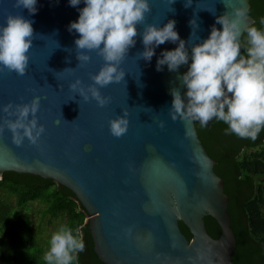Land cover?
I'll return each mask as SVG.
<instances>
[{
  "label": "water",
  "instance_id": "95a60500",
  "mask_svg": "<svg viewBox=\"0 0 264 264\" xmlns=\"http://www.w3.org/2000/svg\"><path fill=\"white\" fill-rule=\"evenodd\" d=\"M186 3L150 0L151 11L138 32L145 24L163 26L174 19L180 38L186 43L191 39L190 50L192 43L208 37L216 17L225 13L245 10L242 31L256 24L249 14L251 0H192L185 7ZM14 4L15 0H0V23L9 13L23 15L32 21L34 37L25 74L0 72V109L38 96L36 116L45 131L37 144L25 138L17 146L5 128L0 133V175H32L71 190L88 213L94 251L104 264H234L237 239L225 181L215 172L217 162L200 139L196 123L194 134L186 136V121L170 115V89L186 92L178 77L189 65L177 71H169L167 65L156 70L162 50L178 42L159 45L148 62L139 57L144 45L138 35L120 65L124 80L100 88L110 97L101 107L69 88L77 77L85 86L92 84L91 75L104 64L95 51L88 53V62L79 64L74 43L79 34L68 31L79 16L77 8L68 0H38V11L30 14ZM193 18L199 27L192 36ZM125 111L128 129L116 137L109 120ZM5 116L0 111V119ZM206 217L219 224V238L208 233ZM180 222L190 230L191 240Z\"/></svg>",
  "mask_w": 264,
  "mask_h": 264
},
{
  "label": "clouds",
  "instance_id": "9594fccd",
  "mask_svg": "<svg viewBox=\"0 0 264 264\" xmlns=\"http://www.w3.org/2000/svg\"><path fill=\"white\" fill-rule=\"evenodd\" d=\"M37 3L38 0H15L14 6L35 14ZM68 3L79 12L78 18L68 25L69 32L79 34L74 41L79 50L76 52L79 64L91 59L88 54L91 51L104 60L100 70L91 75L92 84L85 86L79 77L69 84V88L85 101L94 99L101 107L109 103L110 97L102 95L100 88L124 80L125 71L120 65L139 35L144 45L139 57L148 62L159 45L178 42L175 48L162 50L157 58V71H163L165 65L169 71L189 65L178 77L186 92L182 94L178 87L170 89L173 97L171 118L186 121V136L194 134V122L198 121L204 128L213 119L228 126L226 134L234 133L253 141L264 130V28L245 25L242 31L241 18L245 10L237 9L234 13L216 17L208 37L192 43L189 50L191 39L186 43L180 38L174 19H169L163 26L145 24L143 31L138 32V25L151 11L150 0H68ZM169 3L172 5L175 0H169ZM191 3L192 0H187L185 7ZM81 4L84 5L82 8L79 7ZM189 24L193 36L199 25L195 18ZM216 24L222 28H217ZM260 24L264 25V19ZM242 32L247 33L246 42L241 40ZM33 37L30 19L20 14L5 16L4 22L0 23V72L7 69L25 74ZM242 47L246 54H241ZM39 108L38 96L27 103L3 105L0 111L6 116L0 119V133L5 128L10 130L12 142L17 146H21L25 138L37 144L45 131L36 116ZM128 125L126 111L109 120L110 132L116 137L126 133ZM160 126L163 127V121ZM85 247L78 227L62 225L52 234L44 259L46 264H74Z\"/></svg>",
  "mask_w": 264,
  "mask_h": 264
},
{
  "label": "trees",
  "instance_id": "16d2710c",
  "mask_svg": "<svg viewBox=\"0 0 264 264\" xmlns=\"http://www.w3.org/2000/svg\"><path fill=\"white\" fill-rule=\"evenodd\" d=\"M251 7L254 25L264 28L260 24L264 0H251ZM246 38L245 32L242 41L246 42ZM195 123L209 155L217 162L215 172L224 179L230 198L228 212L237 239L232 261L264 264V130L253 141L226 134L228 126L223 121L213 119L204 128L198 121ZM33 203L44 207L43 219L63 220L64 225L80 229L86 247L74 264H104L94 251L88 213L77 196L54 181L15 172L0 175V264H46L44 256L50 239L44 246L34 229ZM205 222L208 233L219 238L217 221L206 217ZM180 227L191 240L190 230L182 222Z\"/></svg>",
  "mask_w": 264,
  "mask_h": 264
},
{
  "label": "rangeland",
  "instance_id": "374dc122",
  "mask_svg": "<svg viewBox=\"0 0 264 264\" xmlns=\"http://www.w3.org/2000/svg\"><path fill=\"white\" fill-rule=\"evenodd\" d=\"M264 179V178H263ZM264 184V183H263ZM43 206L38 203L32 204L31 217L33 221V226L35 231L37 232L41 243L45 245L47 241L51 238L52 234L62 225H64L63 220H55V219H43L41 217V212L43 210ZM49 247H47L48 250Z\"/></svg>",
  "mask_w": 264,
  "mask_h": 264
}]
</instances>
